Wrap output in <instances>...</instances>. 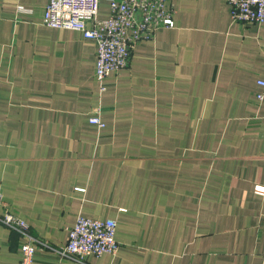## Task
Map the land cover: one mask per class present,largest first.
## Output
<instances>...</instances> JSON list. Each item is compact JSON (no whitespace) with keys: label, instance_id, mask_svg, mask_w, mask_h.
Returning <instances> with one entry per match:
<instances>
[{"label":"crops","instance_id":"0c3cea01","mask_svg":"<svg viewBox=\"0 0 264 264\" xmlns=\"http://www.w3.org/2000/svg\"><path fill=\"white\" fill-rule=\"evenodd\" d=\"M48 3L0 0V187L48 244L34 264H81L58 251L79 215L117 221L87 264H264V22L174 0L102 91L96 42L43 24ZM22 242L0 221V264Z\"/></svg>","mask_w":264,"mask_h":264},{"label":"built area","instance_id":"2783aa9c","mask_svg":"<svg viewBox=\"0 0 264 264\" xmlns=\"http://www.w3.org/2000/svg\"><path fill=\"white\" fill-rule=\"evenodd\" d=\"M104 0H49L43 24L53 28L81 31L85 38L97 44L96 78L101 90H106L104 80L112 73L129 66L137 44L152 39L161 28L175 25L174 0H105L110 4V14L99 16ZM231 17L235 22H264V0H228ZM23 9V7H21ZM257 99L264 100V78ZM90 121L101 127L104 123L97 116ZM0 204L5 211L0 221L18 231L23 237L21 264H34L35 253L42 244L48 246L29 230V225L8 208L0 187ZM117 221L113 218L77 216L70 229L68 242L58 249L63 256L87 264L91 256L116 254L120 243L116 239Z\"/></svg>","mask_w":264,"mask_h":264},{"label":"rangeland","instance_id":"374dc122","mask_svg":"<svg viewBox=\"0 0 264 264\" xmlns=\"http://www.w3.org/2000/svg\"><path fill=\"white\" fill-rule=\"evenodd\" d=\"M264 259V258H263Z\"/></svg>","mask_w":264,"mask_h":264}]
</instances>
